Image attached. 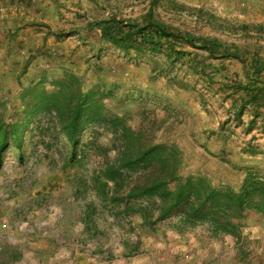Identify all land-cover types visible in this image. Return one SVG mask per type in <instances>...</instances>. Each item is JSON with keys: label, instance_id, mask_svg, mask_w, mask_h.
Wrapping results in <instances>:
<instances>
[{"label": "rangeland", "instance_id": "rangeland-1", "mask_svg": "<svg viewBox=\"0 0 264 264\" xmlns=\"http://www.w3.org/2000/svg\"><path fill=\"white\" fill-rule=\"evenodd\" d=\"M150 10L194 36L235 44L248 65L190 44L176 59L124 51L89 25ZM58 54L60 67L46 63ZM254 56L264 60V0H0V138L8 131L23 143L0 147V264H264L262 217L248 216L232 235L178 215L148 226L120 214L109 188L100 193L93 181L103 162L95 146L111 147V134L87 130L72 159L65 136L49 129L48 117L27 116L20 97L37 82L52 91L74 72L85 89H111L105 101L128 124L179 144L184 175L238 190L248 171L264 175V105L239 116L225 85L246 82Z\"/></svg>", "mask_w": 264, "mask_h": 264}, {"label": "trees", "instance_id": "trees-1", "mask_svg": "<svg viewBox=\"0 0 264 264\" xmlns=\"http://www.w3.org/2000/svg\"><path fill=\"white\" fill-rule=\"evenodd\" d=\"M89 25L99 30L102 41L124 51L164 52L168 58L176 59L187 54L180 45L190 44L216 58H236L244 69L248 65L247 57L235 44L194 36L160 20L153 10L141 19L113 15L91 21ZM49 33L57 37L68 35ZM232 46L236 49L232 50ZM252 60L251 70L245 74L246 82L234 80L233 85L224 84L233 89L229 95L235 97L233 104L239 116L247 107L256 109L258 115L259 107L264 105V60L256 56ZM195 65L199 73L201 68ZM53 85L52 91L44 82L23 88L20 97L26 103L27 116L48 117L49 129L69 141L72 159L78 158L87 130L97 135L111 134V147L95 146L103 162L95 170L93 181L98 192L103 190L100 193L109 188L107 199L120 214L138 215L148 226L178 215L187 223L207 222L214 232L232 235L239 234L248 216L264 218L263 174L248 171L238 190L215 186L205 176L184 175V152L179 144L154 141L144 134L142 127L136 129L128 124L105 101L113 93L111 89L102 90L98 85L85 89L81 76L74 72H66ZM9 137L10 133L5 131L0 138L2 149L8 144L22 148L20 136L13 140ZM112 149L117 150L113 156L109 155Z\"/></svg>", "mask_w": 264, "mask_h": 264}, {"label": "crops", "instance_id": "crops-1", "mask_svg": "<svg viewBox=\"0 0 264 264\" xmlns=\"http://www.w3.org/2000/svg\"><path fill=\"white\" fill-rule=\"evenodd\" d=\"M58 51H59V50H58ZM22 52H23L24 55L26 54V50H23ZM48 52H51V51H48ZM56 53H58V52L56 51ZM26 57H27V56H26ZM50 59H52V58H48V59L46 60V63H48L49 65L52 64V66H59V67H60V54H58L54 59H52V60H54V61H52V63H49ZM55 60H56V61H55ZM26 61H28V58H26ZM72 61H74V60L72 59ZM62 65H63V64H62ZM64 65H66V64H64ZM68 66L71 67L72 69H75V68H74V67H75V63H68ZM30 68H31V67H30ZM61 70L63 71L62 68H61Z\"/></svg>", "mask_w": 264, "mask_h": 264}]
</instances>
